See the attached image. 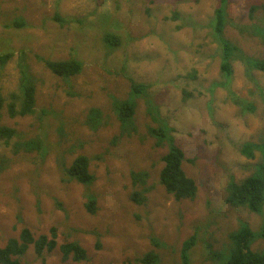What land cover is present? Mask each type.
I'll return each mask as SVG.
<instances>
[{
  "label": "rangeland",
  "instance_id": "374dc122",
  "mask_svg": "<svg viewBox=\"0 0 264 264\" xmlns=\"http://www.w3.org/2000/svg\"><path fill=\"white\" fill-rule=\"evenodd\" d=\"M218 4L0 0V50L14 54L5 66L0 64L1 124L20 135L10 145L0 144V248L19 238L24 227L36 237L56 227L57 248L41 259L31 247L22 264H142L137 260L150 251L159 254L160 264H184L183 243L197 233L189 264H227L212 258L225 249L229 233L242 222L257 230L264 221V214L226 202L231 178L242 183L264 163L261 151L253 157L242 152L246 143H264V72L234 58L232 75L222 71L224 47L215 30ZM253 5L257 10L251 17ZM263 8L264 0L227 4L225 37L257 59H264V37L256 31L264 25ZM21 21L25 26L16 27ZM107 33L122 43L109 44ZM49 60L82 62L81 77L55 75ZM26 68L36 80L35 113L11 117L14 96L17 110L22 105ZM131 80L147 86L146 93H131ZM128 98L138 106V132L132 137L121 135L114 101ZM92 107L104 112L95 130L87 125ZM146 107L150 113L159 110L173 129L170 134L186 157L183 169L198 187L194 199L178 202L161 185L168 145L158 146L149 135ZM115 136L117 145L111 143ZM36 137L44 141L43 153L16 150L14 142ZM80 155L91 160L95 180L89 186L68 184L72 179L65 174ZM132 171L150 174L146 204L131 199L144 187H134ZM91 197L97 200L95 214L85 207ZM67 242L82 245L88 258L64 261L60 245ZM252 248H264V241Z\"/></svg>",
  "mask_w": 264,
  "mask_h": 264
},
{
  "label": "trees",
  "instance_id": "16d2710c",
  "mask_svg": "<svg viewBox=\"0 0 264 264\" xmlns=\"http://www.w3.org/2000/svg\"><path fill=\"white\" fill-rule=\"evenodd\" d=\"M227 4L228 0H219V4L215 11V30L224 47V60L221 67L222 71L228 75H232V61L238 59L246 63L251 69L264 72V59H257L246 55L241 48L234 45L225 37ZM256 10L257 7L253 5L251 7V17H253V13ZM175 15L176 14H174V18L177 19V16ZM55 19L64 26L65 20L60 15L56 14ZM14 24L18 28L25 26L22 21L15 22ZM256 31L264 37V25L262 27L258 25ZM105 40L114 46L122 43L120 37L111 33L106 34ZM13 56V53H3L0 50V64L5 66ZM46 63L48 68L55 75L65 79H71L78 76L83 70V63L77 60H49ZM21 81L23 90L22 105L20 109L17 110V97L14 96L13 102L10 105L11 117H25L35 113L37 102L36 80L27 68L26 72H22ZM147 90V86L137 84L135 81L131 80V93L134 95L140 97V95L146 93ZM114 101L115 110L121 123V135L132 137L138 132V128L135 125L136 110L138 106L137 104L130 102L129 98L126 100L115 99ZM4 105L5 98L0 93V144L10 145L14 140L20 138V135L17 129L1 124ZM250 110L254 109L250 108ZM146 114L149 117L151 124L156 122L160 125L153 128L149 126L151 124H148L147 131L149 132V135L158 141V146L168 145V152L162 157L164 167L159 174L161 185L164 186L166 192L169 195H172L178 202L194 199L197 195L198 187L195 180L187 176L183 169V162L186 160V157L182 149L176 145L174 137L170 134L173 129L169 126L168 122L161 118L159 110L150 113L147 108ZM103 118V110L97 107H92L87 112V125L95 130L101 125ZM118 140L119 136H115L111 143L117 145ZM14 146L16 150H23L27 153H43L45 150L44 141L40 137L16 141L14 142ZM255 150H259L264 154V143H246L242 146V152L250 157H253ZM90 165V158L86 155H80L69 167L64 168L65 174L69 179H74L80 184L89 186L95 180V176L90 171ZM131 176L133 185L136 189L139 185L144 186L141 191L136 190L131 196V199L138 204H146L148 201L146 193L151 190V187H146L150 174L147 171H132ZM226 193V202L233 208H238L240 211L245 209L249 213L262 216L264 214V163L259 164L256 172L245 179L242 183H237L234 177H232L228 183ZM85 207L90 213L95 214L98 210L96 198L91 197L88 203L85 204ZM206 227L207 225L204 226V228ZM199 229H201L200 226L196 231L198 232ZM57 239L58 235L56 227L51 228L48 235L43 234L38 237H36L29 228L24 227L19 238L10 239L4 247L0 248V264H22V259L31 247L34 248V252L39 258L44 259L45 252L52 253V251L57 248ZM197 239V233H195L183 243L181 258L184 264H189L190 252L196 245ZM153 240L158 246V241L156 239ZM259 240L264 241V221L257 230L252 229L247 222H242L237 230L229 233L225 249L215 251L213 253L215 255L212 259L216 258V261L224 260L227 264H264V248H259L256 251L252 248L254 243ZM60 250L63 254L64 261L71 257L76 262L88 258L87 250L78 242L64 243L60 245ZM137 261L142 264H160V256L158 253L150 251L140 257Z\"/></svg>",
  "mask_w": 264,
  "mask_h": 264
},
{
  "label": "flooded vegetation",
  "instance_id": "af4514ba",
  "mask_svg": "<svg viewBox=\"0 0 264 264\" xmlns=\"http://www.w3.org/2000/svg\"><path fill=\"white\" fill-rule=\"evenodd\" d=\"M72 181H75L76 182V180L72 179L68 184H75Z\"/></svg>",
  "mask_w": 264,
  "mask_h": 264
},
{
  "label": "bare ground",
  "instance_id": "6f19581e",
  "mask_svg": "<svg viewBox=\"0 0 264 264\" xmlns=\"http://www.w3.org/2000/svg\"><path fill=\"white\" fill-rule=\"evenodd\" d=\"M85 70V69H84ZM85 73H87V71L85 72ZM80 76V75H79ZM81 77V76H80ZM79 78V77H78ZM120 91V90H119Z\"/></svg>",
  "mask_w": 264,
  "mask_h": 264
}]
</instances>
